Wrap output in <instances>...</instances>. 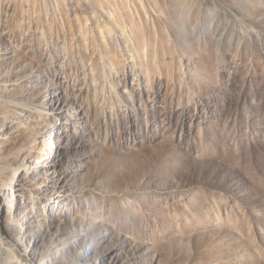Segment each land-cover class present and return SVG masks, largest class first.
<instances>
[{"label": "rangeland", "instance_id": "1", "mask_svg": "<svg viewBox=\"0 0 264 264\" xmlns=\"http://www.w3.org/2000/svg\"><path fill=\"white\" fill-rule=\"evenodd\" d=\"M0 264H264V0H0Z\"/></svg>", "mask_w": 264, "mask_h": 264}]
</instances>
